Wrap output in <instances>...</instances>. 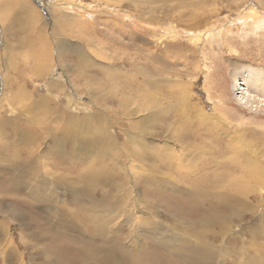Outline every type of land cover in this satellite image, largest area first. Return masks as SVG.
Instances as JSON below:
<instances>
[{
    "label": "rangeland",
    "instance_id": "1",
    "mask_svg": "<svg viewBox=\"0 0 264 264\" xmlns=\"http://www.w3.org/2000/svg\"><path fill=\"white\" fill-rule=\"evenodd\" d=\"M15 1L0 0V264H90L99 224L119 238L104 264H264V77L251 106L234 90L264 73V0ZM84 122L75 149L65 131Z\"/></svg>",
    "mask_w": 264,
    "mask_h": 264
},
{
    "label": "bare ground",
    "instance_id": "2",
    "mask_svg": "<svg viewBox=\"0 0 264 264\" xmlns=\"http://www.w3.org/2000/svg\"><path fill=\"white\" fill-rule=\"evenodd\" d=\"M20 1L21 0H16L15 2H14V5L16 6V8L17 7H19L20 6ZM68 5V4H67ZM28 8V7H27ZM66 9H69V8H66ZM77 11H78V9H77ZM61 12V11H60ZM79 12V11H78ZM81 12H83V13H87V12H85V9H83V7H82V9H81ZM78 13H76V15H77ZM56 20H57V23L59 24V25H67V23H68V20L66 19V17L62 14V13H59V12H57L56 13ZM36 61V60H35ZM262 70L260 69V68H256V69H254L253 67H250V68H248L247 70H245V73H243V74H238V75H236V77H235V79H234V90H235V95H236V97H238L239 98V101L243 104V105H246V106H251V105H253V100L255 99V100H257L255 97H256V94H254V93H251L250 91H249V88H248V86H250V84H256V85H258V84H260V80H263V77H264V73L263 72H261ZM263 91V90H262ZM264 92V91H263ZM258 97V96H257ZM260 99V98H259ZM259 99H258V101H259ZM261 100V104H259V105H261L262 106V103L264 104V97H262V99H260ZM261 106H259L261 109H262V107ZM139 114V113H138ZM71 118V117H70ZM75 119V118H74ZM140 121V120H139ZM75 122V121H74ZM76 123H79V122H77L76 121ZM74 126L73 127H69V129L67 130L66 129V131H65V133L68 135V136H70L71 137V139H72V141H73V144H74V148L75 149H79V148H82V147H80V146H78L77 144L78 143H81V144H83L84 142L86 143V146H91V143L90 142H92V140H88V138H87V134H90V129L89 128H92L91 126L92 125H90V124H85V122H84V125H83V123L81 124V126L80 125H76V124H73ZM106 125V124H105ZM104 125V126H105ZM142 125V124H141ZM68 126H69V124H68ZM71 126V125H70ZM110 127V126H109ZM141 129H143V128H141ZM91 132H93V130L91 131ZM101 133H105L104 131H102ZM29 136V135H28ZM27 136V137H28ZM48 136V135H47ZM47 136L45 137V138H47ZM49 137V136H48ZM44 138V139H45ZM86 138V139H85ZM106 140L108 141V137L107 136H105V135H103V136H101L98 140H97V144H105V142H106ZM55 143H58L59 141H58V139H56L55 138ZM58 145V144H57ZM95 144H93L92 146H94ZM60 146V145H59ZM85 146V147H86ZM58 148V147H57ZM59 149H61V148H59ZM55 150V149H54ZM61 151V150H60ZM105 151V150H104ZM103 151V152H104ZM63 152V151H62ZM61 155L64 157L65 155H66V153H61ZM50 157V156H49ZM248 158V157H247ZM251 161V160H250ZM52 164V163H51ZM53 165V164H52ZM57 166V165H56ZM32 174V173H31ZM29 175V174H28ZM110 176V175H109ZM109 176H104L105 178L106 177H109ZM114 176V175H113ZM257 177H259V174H257L256 175ZM51 178V177H50ZM51 180H56L54 177H52L51 178ZM50 180V183H51V185H53V183L55 182H52ZM110 180H113V179H109V180H107V181H103V182H109ZM77 182H79V181H77ZM77 182H76V184H77ZM78 186V185H77ZM247 191V190H246ZM204 193V192H203ZM243 193V192H242ZM241 193V194H242ZM53 195L54 194H50V196H49V198H52L53 197ZM217 195L219 196V197H223L221 200H226L227 202H231V203H233V202H237V200H236V198L233 196V197H231L230 195H224L222 192L220 193V192H218L217 193ZM242 196H243V194H242ZM41 200V199H40ZM49 200V199H48ZM36 201V200H35ZM37 202V201H36ZM103 202H99V203H97V206H101V205H103L102 204ZM116 203H117V201H116ZM115 203V204H116ZM48 208H50V207H48ZM207 209V208H206ZM85 210V209H84ZM12 212V215L13 216H17V215H19V213L17 212V211H15V210H12L11 211ZM87 212V211H86ZM115 213H117V212H115ZM211 213V215L210 216H202V218H201V222H199V223H201L202 224V226L204 225V223L207 221V220H211V219H213L214 218V216H215V212H210ZM10 215H11V213H10ZM131 215V214H130ZM16 218H18V217H16ZM15 219V218H14ZM120 222V221H119ZM198 223V224H199ZM74 224V223H73ZM112 225V224H111ZM111 225H108V226H103V225H101V224H99V229H100V231L102 232V239L101 240H103V243L102 244H95V246H94V248L92 249V252H90V253H86V255H87V258L90 260L89 261V263L90 264H96V263H101V264H104V261H103V254H105V245L107 244V242H109V241H112V243H114L115 242V240H116V243H117V241L119 240V238H116V233L114 232V230L112 231L111 229H110V226ZM187 225V224H186ZM187 229V228H186ZM135 232V231H134ZM139 233V232H138ZM104 236V237H103ZM82 237V236H81ZM134 238H138V235H134ZM134 238H133V240H134ZM158 239H163L161 236L160 237H157ZM203 240H201V241H199V242H197L198 244L195 246V247H192L190 250H189V254L190 255H193V254H195V253H201L202 254V259H203V257L206 255V250H208L209 249V238L207 237V235H203L202 237H201ZM132 239V238H131ZM83 240V239H82ZM81 240V241H82ZM206 241V242H205ZM133 243V242H132ZM137 244V243H136ZM117 245H118V243H117ZM113 246V245H112ZM184 248H186V246H182V245H179V244H177V249L176 250H178V251H182ZM91 250V249H90ZM60 253H62V254H68V252L66 251V249L65 248H63V250H58ZM69 251V250H68ZM88 252V251H87ZM72 253V252H71ZM110 253V252H109ZM124 253V252H123ZM107 254V253H106ZM108 255V254H107ZM110 255V254H109ZM60 256V255H59ZM127 255H125V257H126ZM113 257V256H112ZM111 256H107V258H109L110 260H112L113 258H112ZM104 258L105 259H107L105 256H104ZM212 258V257H211ZM109 259H107V260H109ZM127 261H126V260ZM124 259V257H123V261H125L126 263H130L129 262V260L127 259V258H125ZM207 259V258H206ZM214 259V258H213ZM106 260V261H107ZM118 260H120V262H122V260H121V258H118ZM209 260V259H208ZM210 260H212V259H210ZM215 260V259H214ZM214 260H212V261H214ZM131 261H132V259H131ZM204 261V260H203ZM110 262V261H109ZM133 263H135V264H141L140 263V261H132ZM201 262V261H200ZM88 263V262H87ZM113 263H114V261H113ZM198 263V262H197ZM205 263V262H204ZM203 263V264H204ZM115 264H116V262H115ZM119 264V263H118ZM122 264V263H121ZM146 264H148L147 262H146ZM149 264H151V263H149Z\"/></svg>",
    "mask_w": 264,
    "mask_h": 264
}]
</instances>
